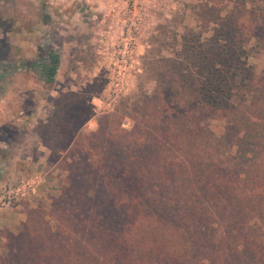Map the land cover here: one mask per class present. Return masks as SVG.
<instances>
[{"label": "trees", "instance_id": "trees-1", "mask_svg": "<svg viewBox=\"0 0 264 264\" xmlns=\"http://www.w3.org/2000/svg\"><path fill=\"white\" fill-rule=\"evenodd\" d=\"M239 34L236 22L218 36L232 42ZM233 49L204 57L199 81L182 76L183 96L160 107L183 127L160 131L138 121L134 133L82 142L79 129L67 133L62 100L46 141L66 173L55 222L30 213L18 234H8L0 264L263 263L264 73L252 71L242 44ZM59 65L54 53L34 63L48 84ZM217 118L228 123L220 139L201 127ZM172 157L184 159L166 165ZM128 208L135 219L119 237Z\"/></svg>", "mask_w": 264, "mask_h": 264}, {"label": "rangeland", "instance_id": "rangeland-1", "mask_svg": "<svg viewBox=\"0 0 264 264\" xmlns=\"http://www.w3.org/2000/svg\"><path fill=\"white\" fill-rule=\"evenodd\" d=\"M236 22L237 40L218 36ZM241 44L252 71L264 73V0H0V193L23 177L44 179L36 197L0 209V256L8 234H18L30 213L37 222H55L52 205L66 173L46 141L62 100L69 101L67 133L79 129L82 142L95 133H134L138 121L160 131L183 127L182 117L169 121L160 107L183 96L182 76L199 81L204 57ZM49 53L60 57L52 84L34 66ZM201 127L220 139L228 123L210 119ZM133 215L128 208L119 237Z\"/></svg>", "mask_w": 264, "mask_h": 264}, {"label": "built area", "instance_id": "built-area-1", "mask_svg": "<svg viewBox=\"0 0 264 264\" xmlns=\"http://www.w3.org/2000/svg\"><path fill=\"white\" fill-rule=\"evenodd\" d=\"M41 175L20 178L0 193V209H7L24 199L36 197L43 182Z\"/></svg>", "mask_w": 264, "mask_h": 264}, {"label": "crops", "instance_id": "crops-1", "mask_svg": "<svg viewBox=\"0 0 264 264\" xmlns=\"http://www.w3.org/2000/svg\"><path fill=\"white\" fill-rule=\"evenodd\" d=\"M45 157H46V156H42V157H40L38 163L41 162ZM28 159H30V158H28ZM28 159H27V160H28ZM36 163H37V162H36ZM27 164H31V163H29V162L27 161ZM19 217H20V216H16V217H14V221H13V222H15V220H16L15 218H19ZM11 223H12V221H11ZM16 224H17V223H16Z\"/></svg>", "mask_w": 264, "mask_h": 264}, {"label": "flooded vegetation", "instance_id": "flooded-vegetation-1", "mask_svg": "<svg viewBox=\"0 0 264 264\" xmlns=\"http://www.w3.org/2000/svg\"><path fill=\"white\" fill-rule=\"evenodd\" d=\"M3 70L2 69H0V90H1V88H2V86H3Z\"/></svg>", "mask_w": 264, "mask_h": 264}]
</instances>
